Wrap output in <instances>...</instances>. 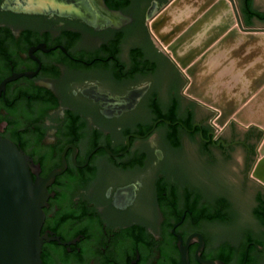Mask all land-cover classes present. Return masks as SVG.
Masks as SVG:
<instances>
[{"label":"flooded vegetation","instance_id":"obj_1","mask_svg":"<svg viewBox=\"0 0 264 264\" xmlns=\"http://www.w3.org/2000/svg\"><path fill=\"white\" fill-rule=\"evenodd\" d=\"M168 1L0 0V138L23 151L41 180L59 172L46 184L42 264H264V251L251 245L264 244L256 214L264 186L248 169L253 135L226 137L228 125L215 134L201 106L208 108L185 92L183 68L146 32ZM236 2L246 21L254 0ZM155 138L170 153L185 138L197 141L211 160H229L242 146L240 188L254 185L258 229L220 239L214 226L234 217L228 198L181 180L172 155L146 146Z\"/></svg>","mask_w":264,"mask_h":264},{"label":"water","instance_id":"obj_2","mask_svg":"<svg viewBox=\"0 0 264 264\" xmlns=\"http://www.w3.org/2000/svg\"><path fill=\"white\" fill-rule=\"evenodd\" d=\"M165 1L161 0L162 3ZM209 2L211 0H203L204 5ZM171 3L173 5L167 10ZM183 3L189 5L190 14L185 17L186 22L166 24L170 18L173 20L178 16L177 11L173 12V7ZM190 6L194 8L191 9ZM201 6L199 0H169L150 14H153L152 17L156 15L153 32L167 46L180 67L186 70V76L182 74L185 78L181 76L184 83L189 80L188 89L203 102L220 110L221 119L235 113V117L242 122L255 121L264 128V111L261 113L257 110L264 107V37L241 35L236 30H231L211 47L219 35L223 36L234 25L235 19L228 0H217L211 10L195 22ZM254 6L256 8H252V11L261 12L264 10V0H254ZM240 13L245 28L264 25V21L256 17L247 25L244 13ZM152 39L160 48L153 37ZM164 54L179 70L170 56L165 52ZM201 108L206 112L208 120L215 114L202 106ZM132 112L134 117H142L143 105L139 103ZM233 130L239 137L246 132L251 133L253 139L250 142L254 148L263 135L256 127L244 130L230 122L224 136L231 137ZM146 146L172 155L173 165L181 170V180L199 186L207 196L219 194L228 198L234 217L231 223L214 226L220 239L233 238L234 233L239 234L245 229H258L250 212L254 185L240 188L245 161L242 146L234 149L233 157L229 160L218 153H215V159H209L199 142L188 138L172 153L156 138L146 142ZM255 153L257 156L256 149ZM260 153L262 158L256 163L255 171L264 175V142ZM254 158L253 152L248 169ZM58 173L52 172L45 180H41L23 151L10 140L0 138V264H42L39 230L44 217L42 208L47 199L46 184ZM32 175L35 176L34 179ZM251 245L264 251V244L261 247ZM261 260L264 262V258Z\"/></svg>","mask_w":264,"mask_h":264},{"label":"rangeland","instance_id":"obj_3","mask_svg":"<svg viewBox=\"0 0 264 264\" xmlns=\"http://www.w3.org/2000/svg\"><path fill=\"white\" fill-rule=\"evenodd\" d=\"M211 2H214V4L217 3V0H211ZM228 6L232 12V15L235 19V23L234 25H231V28L232 30H236L237 32H239V34L241 35H247V34H252V35H257V36H261V37H264V25H256V26H253L252 28H247L245 29L242 25V22H241V15H240V12H239V9L237 7V4H236V1L235 0H228ZM147 18V16H146ZM147 22V19H145V23ZM146 26V30H147V33L150 35L149 31H148V27H147V24L145 25ZM243 41V40H241ZM264 56V55H263ZM182 72V71H181ZM185 76H186V70L183 69V72H182ZM184 77V76H183ZM185 78V77H184ZM187 81V80H186ZM188 86H189V80L187 81V84L185 86V92L186 94L193 98V99H196V100H199L202 104H206V102L204 103L202 100L199 99L198 96H194V94L188 89ZM263 87H264V84H263ZM198 97V98H197ZM208 110L214 112L215 114L208 120V122L210 121L214 126L215 128H217V131L220 132L222 131L223 129L226 128L227 125L230 124V122H233L235 123L236 125H238L239 127H241L242 129L244 130H248L249 128H251L252 126L258 130H261L263 133H264V128L261 127V125H259L258 123H256L255 121H247V122H242L241 120L237 119L235 117V113L233 114H230L229 116H227L226 118H223L221 119V112L220 110H218L217 108L213 107L212 105H210V107H208ZM259 111H264V107L263 108H259L257 109ZM251 119V118H250ZM253 120V118H252ZM241 124V125H240ZM262 137V135H261ZM259 139L258 143L256 144L255 148H254V151L255 149L257 150V156H255L254 158V163L252 162L250 168V172H249V177L254 181L256 182L257 184H259L260 186H264V175L260 174V173H257L255 171V167H256V163L258 162V160H260L262 158V155L260 153V148L264 142V136L263 138ZM255 153V152H254Z\"/></svg>","mask_w":264,"mask_h":264},{"label":"bare ground","instance_id":"obj_4","mask_svg":"<svg viewBox=\"0 0 264 264\" xmlns=\"http://www.w3.org/2000/svg\"><path fill=\"white\" fill-rule=\"evenodd\" d=\"M201 3H202V6L199 8V19L201 18V17H203L206 13H208L210 10H211V8L215 5L214 4V2H209V3H206L205 5L203 4V0H199ZM236 1V0H235ZM236 4H237V2H236ZM186 6L188 5V3L187 4H185ZM170 6V5H169ZM169 6L167 7V9L169 8ZM237 7H238V5H237ZM180 8V6H177V7H175L174 8V11L176 12H178L177 14H182V15H184L185 16V14L189 11V9H188V7L187 8H183V9H179ZM239 9V8H238ZM202 11H205V12H203V13H201ZM240 12V11H239ZM240 15H241V13H240ZM155 17H156V15H154V17H153V21L155 20ZM186 18H184V20H185ZM241 22H242V25H243V27L245 28V25H244V23H243V19H242V16H241ZM184 22H186V21H184ZM183 22V23H184ZM148 25H149V22H148ZM154 25V22H153V24H151V27H149V30H150V32H151V34H152V36L154 37V39L156 40V42L158 43V44H160L158 41H157V39L159 40V38H157V37H155L156 36V34L153 32V26ZM250 28H252V27H250ZM245 29H247V28H245ZM228 31V30H227ZM231 31V30H230ZM228 32H225V33H223V36H220L219 35V39L221 40L226 34H227ZM155 36H154V35ZM157 38V39H156ZM167 54V53H166ZM169 56V55H168ZM179 68V67H178ZM180 69V68H179ZM195 96V95H194ZM198 98V97H197ZM196 100V99H195ZM199 104H201V105H203V106H205V107H210V105L209 104H207V105H205V104H202L199 100H196ZM205 103V102H204ZM213 125V124H212ZM241 125V124H240ZM213 127L215 128V126L213 125Z\"/></svg>","mask_w":264,"mask_h":264},{"label":"trees","instance_id":"obj_5","mask_svg":"<svg viewBox=\"0 0 264 264\" xmlns=\"http://www.w3.org/2000/svg\"><path fill=\"white\" fill-rule=\"evenodd\" d=\"M112 8L116 9V8H120L119 5H111ZM253 17H257V18H260V19H264V12L262 13H258V12H255V11H252V10H246V21L245 23L247 25L250 24V19L253 18ZM175 115H176V112H175V108L172 107L170 112L167 114L166 118L168 119H171L173 120L175 118ZM205 214H208V211H204ZM258 218L260 219L261 223L264 225V211H262V213L260 212H257L256 213ZM206 217L210 218V219H218L220 221L223 220V217H222V214H215L214 216H212L211 214L209 215H206ZM251 260L254 261L255 260V257L252 256L251 257Z\"/></svg>","mask_w":264,"mask_h":264},{"label":"built area","instance_id":"obj_6","mask_svg":"<svg viewBox=\"0 0 264 264\" xmlns=\"http://www.w3.org/2000/svg\"><path fill=\"white\" fill-rule=\"evenodd\" d=\"M211 127L214 129L215 134L220 133V132L217 131V128H214V127H213V125H211Z\"/></svg>","mask_w":264,"mask_h":264}]
</instances>
